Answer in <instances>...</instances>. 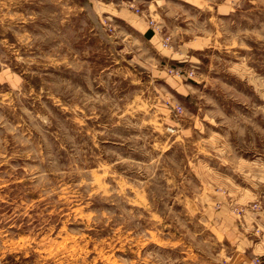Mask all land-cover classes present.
I'll list each match as a JSON object with an SVG mask.
<instances>
[{
  "label": "rangeland",
  "instance_id": "rangeland-1",
  "mask_svg": "<svg viewBox=\"0 0 264 264\" xmlns=\"http://www.w3.org/2000/svg\"><path fill=\"white\" fill-rule=\"evenodd\" d=\"M0 264H264V0H0Z\"/></svg>",
  "mask_w": 264,
  "mask_h": 264
},
{
  "label": "crops",
  "instance_id": "crops-1",
  "mask_svg": "<svg viewBox=\"0 0 264 264\" xmlns=\"http://www.w3.org/2000/svg\"><path fill=\"white\" fill-rule=\"evenodd\" d=\"M5 77H6L5 71L0 72L1 80H5ZM262 220L264 221V216H263ZM234 242H240L241 243L243 248L240 247V248H238V250L240 249L241 252L244 253V254H242L243 258L248 257L247 254L249 252H251V251H252L251 253H253V251L257 253L258 252V248L261 251L260 254L264 257V239H261L259 243L255 242L254 239H237Z\"/></svg>",
  "mask_w": 264,
  "mask_h": 264
},
{
  "label": "built area",
  "instance_id": "built-area-1",
  "mask_svg": "<svg viewBox=\"0 0 264 264\" xmlns=\"http://www.w3.org/2000/svg\"><path fill=\"white\" fill-rule=\"evenodd\" d=\"M257 262L260 264L262 262V260L260 258H258Z\"/></svg>",
  "mask_w": 264,
  "mask_h": 264
}]
</instances>
